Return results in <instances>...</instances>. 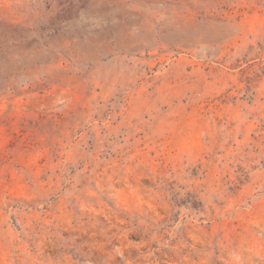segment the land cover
Instances as JSON below:
<instances>
[{"label": "rangeland", "instance_id": "rangeland-1", "mask_svg": "<svg viewBox=\"0 0 264 264\" xmlns=\"http://www.w3.org/2000/svg\"><path fill=\"white\" fill-rule=\"evenodd\" d=\"M0 264H264V0H0Z\"/></svg>", "mask_w": 264, "mask_h": 264}]
</instances>
